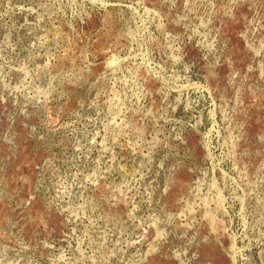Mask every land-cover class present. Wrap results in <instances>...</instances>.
Listing matches in <instances>:
<instances>
[{
    "label": "rangeland",
    "instance_id": "374dc122",
    "mask_svg": "<svg viewBox=\"0 0 264 264\" xmlns=\"http://www.w3.org/2000/svg\"><path fill=\"white\" fill-rule=\"evenodd\" d=\"M201 1L0 0V264H264V0Z\"/></svg>",
    "mask_w": 264,
    "mask_h": 264
},
{
    "label": "bare ground",
    "instance_id": "6f19581e",
    "mask_svg": "<svg viewBox=\"0 0 264 264\" xmlns=\"http://www.w3.org/2000/svg\"><path fill=\"white\" fill-rule=\"evenodd\" d=\"M200 1H201V0H200ZM222 1H223V0H222ZM237 1H238V0H237ZM142 2H144V1H142ZM166 2H167V1H166ZM169 2H170V1H169ZM169 2H168V3H169ZM173 2H174V1H173ZM201 2H202V1H201ZM164 3H165V2H164ZM168 3H167V4H168ZM167 4H166V5H167ZM200 4H201V3H200ZM204 4H205V2H204ZM207 4L209 5V3H207ZM190 5H191V3H190ZM194 5H195V4H194ZM191 6H192V5H191ZM211 7H212V6H211ZM183 8H184V7H183ZM192 8H193V7H192ZM184 9H185V8H184ZM145 10H146V9H145ZM229 10H230V9H229ZM147 11H148V10H147ZM151 11H152V10H151ZM187 12H188V11H187ZM209 12H210V11H209ZM209 12H208V13H209ZM227 12H228V11H227ZM142 13H143V12H142ZM146 13H147V12H146ZM156 13H157V12H156ZM187 14H188V13H187ZM175 15H176V14H175ZM208 15H209V14H208ZM210 15H211V14H210ZM177 16H178V15H177ZM179 16H180V15H179ZM188 16H189V15H188ZM257 16H258V15H257ZM123 17H124V16H123ZM172 17H173V16H172ZM190 17H191V16H190ZM192 17H193V16H192ZM203 17H205V16H203ZM214 17H215V16H214ZM146 18H147V17H146ZM157 18H158V17H157ZM200 18H201V17H200ZM124 19H125V17H124ZM187 19H188V18H187ZM209 19H210V18H209ZM209 19H208V20H209ZM213 19H214V18H213ZM125 20H126V19H125ZM127 20H128V19H127ZM196 20H197V19H196ZM203 20H204V19H203ZM206 20H207V19H206ZM154 21H155V20H154ZM177 21H178V20H177ZM183 21H184V20H183ZM183 21H182V22H183ZM208 22H209V21H208ZM160 24H161V23H160ZM164 24H165V23H164ZM198 24H199V23H198ZM124 25H125V24H124ZM183 25H184V24H183ZM186 25H188V24H186ZM193 25H194V24H193ZM201 25H202V24H201ZM201 25H200V26H201ZM122 26H123V25H122ZM158 26H159V25H158ZM189 26H190V25H189ZM200 26H199V27H200ZM183 27H184V26H183ZM186 27H187V26H186ZM197 27H198V26H197ZM194 28H195V27H194ZM187 29H188V28H187ZM187 29H186V30H187ZM156 30H157V29H156ZM194 30H195V29H194ZM207 30H208V29H207ZM215 30H216V29H215ZM196 31H197V30H196ZM186 32H187V31H186ZM244 32H245V31H244ZM190 33H191V32H190ZM203 33H204V32H203ZM254 33H255V32H254ZM205 34H206V33H205ZM205 34H204V35H205ZM181 35H182V34H181ZM190 35H191V34H190ZM190 35H189V36H190ZM196 35H197V34H196ZM206 35H208V33H207ZM206 35H205V36H206ZM214 35H215V34H214ZM214 35H213V36H214ZM242 35H243V34H242ZM148 36H149V35H148ZM169 36H170V35H169ZM209 36H210V35H209ZM151 37H153V36L151 35ZM171 37H172V36H171ZM190 37H191V36H190ZM190 37H189V38H190ZM244 37H245V36H244ZM189 38H188V39H189ZM208 38H209V37H208ZM214 38H215V37H214ZM193 39H194V38H193ZM204 39H205V38H204ZM209 39H210V38H209ZM202 40H203V39H202ZM213 40H214V39H213ZM215 40H216V39H215ZM260 40H261V39H260ZM164 41H165V40H164ZM199 41H200V40H199ZM208 41H209V40H208ZM221 41H222V40H221ZM246 41H247V40H246ZM147 42H148V41H147ZM251 42H252V41H251ZM262 42H263V41H262ZM152 43H153V42H152ZM195 44H196V43H195ZM249 44H250V43H249ZM165 46H166V45H165ZM197 46H198V45H197ZM166 47H167V46H166ZM204 47H205V45H204ZM204 47H203V48H204ZM214 47H215V46H214ZM262 48H263V47H262ZM149 49H150V48H149ZM201 49H202V48H201ZM214 49H215V48H214ZM259 50H260V49H259ZM177 51H178V50H177ZM256 52H257V51H256ZM210 53H211V52H210ZM114 54H115V53H114ZM153 54H154V52H153ZM211 54H212V53H211ZM259 54H261V53H259ZM257 55H258V54H257ZM157 56H158V55H157ZM206 56H207V55H206ZM212 56H213V54H212ZM111 57H112V56H111ZM117 58H118V57H117ZM154 58H155V57H154ZM154 58H153V59H154ZM111 59H112V58H111ZM111 59H109L108 61H110ZM157 59H158V58H157ZM112 60H113V59H112ZM156 61H157V60H156ZM164 61H165V60H164ZM171 61H172V60H171ZM214 61H215V60H214ZM141 62H142V61H141ZM147 63H148V62H147ZM153 63H154V62H153ZM164 63H165V62H164ZM168 63H169V62H168ZM260 63H261V62H260ZM262 63H263V62H262ZM105 64H106V63H105ZM109 64H110V63H109ZM157 64H158V63H157ZM263 64H264V63H263ZM154 65H155V64H154ZM106 66H108V65L106 64V65H105V68H106ZM110 66H111V65H110ZM136 66H137V65H136ZM136 66H135V67H136ZM143 67H144V66H143ZM161 67H162V66H161ZM213 67H214V65H213ZM250 67H251V66H250ZM250 67H249V68H250ZM257 67H258V66H257ZM262 68H263V67H262ZM138 69H139V68H138ZM213 69H214V68H213ZM105 70H106V69H105ZM167 70H168V69H167ZM262 71H264V70H262ZM262 71H260V72H262ZM133 72H134V71H133ZM162 72H163V71H162ZM104 73H105V72H104ZM134 73H135V72H134ZM235 73H236V72H235ZM111 74H112V73H111ZM116 74H117V73H116ZM210 74H211V73H210ZM210 74H209V75H210ZM236 74H237V73H236ZM262 74H263V73H262ZM103 75H104V74H103ZM206 76H208V75H206ZM213 76H214V75H213ZM231 76H232V75H231ZM236 76H237V75H236ZM234 77H235V76H234ZM205 78H206V77H205ZM136 79H137V78H136ZM144 79H145V78H144ZM165 80H167V79H165ZM208 80H209V79H208ZM208 80H207V81H208ZM137 82H138V81H137ZM140 83H141V82H140ZM193 83H194V82H193ZM234 84H235V83H234ZM143 85H144V84H143ZM195 85H196V84H195ZM209 85H210V84H209ZM241 86H242V85H241ZM160 88H161V87H160ZM260 88H261V87H260ZM2 91H3V90H2ZM7 91H8V90H7ZM143 92H144V90H143ZM154 93H155V92H154ZM140 94H141V93H140ZM145 94H146V93H145ZM9 95H10V94H9ZM14 95H15V93H14ZM131 95H132V94H131ZM146 95H147V94H146ZM148 95H149V94H148ZM236 95H237V94H236ZM7 96H8V95H7ZM162 96H163V95H162ZM167 96H168V95H167ZM5 97H6V96H5ZM2 98H3V97H2ZM2 98H1V99H2ZM236 98H237V97H236ZM110 99H112V98H110ZM163 99H164V97H163ZM218 100H219V99H218ZM236 100H237V99H236ZM13 101H14V100H13ZM15 101H16V100H15ZM162 102H163V101H162ZM236 102H237V101H236ZM31 103H32V102H31ZM109 103H110V102H109ZM34 104H35V103H34ZM107 104H108V103H106V105H107ZM128 104H129V103H128ZM145 104H146V103H145ZM179 104H180V103H179ZM218 104H219V103H218ZM237 104H238V103H237ZM124 105H125V104H123V106H124ZM161 105H162V104H161ZM143 106H144V105H143ZM219 106H220V104H219ZM222 106H223V105H222ZM228 106H229V105H228ZM124 107H125V106H124ZM130 107H131V105H130ZM149 107H150V106H149ZM161 107H162V106H161ZM163 107H164V106H163ZM217 107H218V106H217ZM225 107H227V105H226ZM234 107H235V106H234ZM121 108H122V107H121ZM127 108H128V106H127ZM136 108H137V107H136ZM166 108H167V107H166ZM170 108H171V107H170ZM223 108H224V107H223ZM230 108H231V107H230ZM128 109H129V108H128ZM130 109H131V108H130ZM228 109H229V108H228ZM122 110H123V109H122ZM125 110H126V109H125ZM134 110H135V109H134ZM158 111H159V110H158ZM224 111H225V110H224ZM160 112H161V111H160ZM222 112H223V111H222ZM126 113H128V112H126ZM136 113H137V112H136ZM136 113H135V115H136ZM158 113H159V112H158ZM162 113H163V112H162ZM230 113H231V112H230ZM152 114H153V113H152ZM172 114H173V113H172ZM13 115H14V114H13ZM132 115H133V114H132ZM130 116H131V115H130ZM156 116H157V115H156ZM224 116H225V115H224ZM14 117H15V115H14ZM14 117H13V118H14ZM120 117H121V116H120ZM131 117H132V116H131ZM229 117H230V116H229ZM13 118H11V119H13ZM145 119H146V118H145ZM173 119H174V118H173ZM126 120H127V119H126ZM130 120H131V119H130ZM130 120H129V121H130ZM151 120H152V119H151ZM229 120H230V119H229ZM197 121H198V120H197ZM175 122H176V121H175ZM195 122H196V121H195ZM113 123H114V122H113ZM230 123H231V120H230ZM107 124H108V123H107ZM147 124H148V123H147ZM151 124H152V123H151ZM113 125H114V124H113ZM120 125H121V124H120ZM120 125H119V126H120ZM155 125H156V124H155ZM160 125H161V124H160ZM235 125H236V124H235ZM131 126H132V125H131ZM134 126H135V125H134ZM134 126H133V127H134ZM147 126H149V125H147ZM157 126H158V125H157ZM190 126H191V125H190ZM238 126H239V125H238ZM137 127H138V126H137ZM142 127H143V126H142ZM160 127H161V126H160ZM165 127H166V125H165ZM134 128H135V127H134ZM148 128H149V127H148ZM229 128H230V127H229ZM242 128H243V127H242ZM128 129H129V128H128ZM143 129H144V128H143ZM177 129H178V128H177ZM181 129H182V128H181ZM240 129H241V127H240ZM129 130H131V129H129ZM136 130H137V129H136ZM125 131H126V130H124V132H125ZM155 131H156V130H155ZM181 131H182V130H181ZM232 131H233V130H232ZM234 131H235V129H234ZM119 132H120V128H119ZM139 132H140V131H139ZM142 132H143V131H142ZM179 133H181V132H179ZM231 133H232V132H231ZM120 134H121V133H120ZM120 134H119V135H120ZM127 134H128V133H126L125 135H127ZM129 134H130V133H129ZM158 134H159V133H158ZM174 134L176 135L177 133L174 132ZM122 135H123V133H122ZM141 135L144 136V133H141ZM177 135H178V134H177ZM239 135H240V134H238V136H239ZM146 136H147V135H146ZM172 136H173V135H172ZM111 137H112V136H111ZM133 137H134V136H133ZM136 137H137V136H136ZM3 138H4V137H3ZM129 138H130V137H129ZM167 138H168V136H167ZM167 138H165V139H167ZM176 138H177V137H176ZM111 139H112V138H111ZM115 139H116V138H115ZM137 139H138V138H137ZM168 139H169V138H168ZM236 139H237V138H236ZM238 139H239V138H238ZM241 139H242V138H241ZM141 140H142V139H141ZM177 140H179V138H177ZM226 140H227V139H226ZM4 141H5V140H4ZM102 141H103V140H102ZM174 141H175V140H174ZM183 141H184V139H183ZM235 142H236V141H235ZM239 142H240V141H239ZM103 143H104V142H103ZM160 143H161V142H160ZM225 143H226V142H224V144H225ZM91 144H92V143H91ZM141 144H142V143H141ZM153 144H154V143H153ZM226 144H228V143H226ZM110 145H111V144H110ZM115 145H116V143H115ZM115 145H114V146H115ZM236 145H237V144H236ZM238 145H239V144H238ZM96 146H97V145H96ZM104 146H105V145H104ZM124 146H125V145H124ZM134 146H135V145H134ZM139 146H140V145H139ZM168 146H169V145H168ZM221 147H222V146H221ZM228 147H229V145H228ZM230 147H231V145H230ZM105 148H106V146H105ZM105 148H104V149H105ZM111 148H112V147H111ZM157 148H159V147H157ZM187 148H188V147H187ZM223 148L225 149V147H223ZM134 149H135V148H134ZM134 149H133V151H134ZM140 149H141V148H140ZM229 150H230V149H229ZM235 150H236V149H235ZM235 150H234V151H235ZM103 151H104V150H103ZM153 151H154V150H153ZM153 151H152V153H153ZM234 151H232V152H234ZM119 152H120V151H119ZM149 152H150V151H149ZM149 152H148V153H149ZM230 152H231V151H230ZM121 153H122V152H121ZM148 153H147V154H148ZM235 154H236V153H235ZM160 155H161V151H160ZM123 156H124V155H123ZM228 156H229V155H228ZM228 156H227V157H228ZM231 157H233V156H231ZM239 157H240V156H239ZM148 158H149V157H148ZM235 158H236V157H235ZM235 158H234V159H235ZM143 159H144V158H143ZM194 159H195V156H194ZM229 159H230V158H229ZM239 159H240V158H239ZM231 160H232V159H231ZM152 161H153V160H152ZM180 161H181V160H180ZM144 162H145V161H144ZM144 162H143V163H144ZM145 163H146V162H145ZM150 163H151V162H150ZM189 163H190V162H189ZM195 163H196V162H195ZM237 163H238V162H237ZM237 163H236V164H237ZM263 163H264V162H263ZM184 164H185V163H184ZM147 165H148V164H147ZM178 165H179V164H178ZM196 165H197V163H196ZM196 165H195V166H196ZM263 165H264V164H263ZM143 166H144V165H143ZM151 166H152V165H151ZM199 166H200V165H199ZM181 167H182V166H181ZM238 167H239V166H238ZM169 168H170V167H169ZM149 169H150V168H149ZM187 169H188V168H187ZM199 169H200V168H199ZM128 170H129V169H128ZM173 170H174V169H173ZM41 171H42V170H41ZM188 171H189V170H188ZM144 172H145V171H144ZM199 172H200V171H199ZM154 173H155V172H154ZM257 173H258V172H257ZM104 174H105V173H104ZM215 174H216V173H215ZM258 174H259V173H258ZM38 175H39V174H38ZM105 175H106V174H105ZM207 175H208V174H207ZM85 176H86V175H85ZM171 177H172V176H171ZM100 178H101V176H100ZM151 178H152V177H151ZM216 178H217V177H216ZM39 179H40V178H39ZM170 179H171V178H170ZM255 179H256V178H255ZM193 180H194V179H193ZM222 180H223V179H222ZM36 181H37V180H36ZM65 181H66V180H65ZM196 181H199V180L196 178ZM40 182H41V181H40ZM168 182H170V180H169ZM168 182H167V183H168ZM200 182H201V181H200ZM37 183H38V182H37ZM38 184H39V183H38ZM194 184H195V183H194ZM45 185H46V184H45ZM107 185H108V184H107ZM151 185H152V184H151ZM167 185H169V184H167ZM213 185H214V184H213ZM96 187H97V186H96ZM110 187H111V186H110ZM151 187H152V186H151ZM155 187H156V186H155ZM166 187H167V186H166ZM137 188H138V187H137ZM142 188H144V187H142ZM142 188H141V189H142ZM145 188H146V187H145ZM89 189H91V188H89ZM151 189H152V188H151ZM153 189H155V188H153ZM165 189H166V188H165ZM165 189H164V191H165ZM199 189H200V188H199ZM35 190H36V189H35ZM48 191H49V190H48ZM151 191L153 192V190H151ZM187 191H188V190H187ZM225 191H226V190H225ZM138 192H139V191H138ZM152 192H151V194H152ZM188 192H189V191H188ZM227 192H228V191H227ZM41 193H43V192H41ZM44 193H45V192H44ZM46 193H47V192H46ZM189 193H190V192H189ZM83 194H84V193H83ZM201 194H202V193H201ZM246 194H247V193H246ZM145 195H146V193H145ZM183 195H184V194H183ZM219 195H220V194H219ZM82 196H84V195H82ZM166 196H168V195H166ZM222 196H223V195H220L219 198H221ZM139 197H140V196H139ZM187 197L189 198V196H187ZM190 197H193V196L191 195V193H190ZM198 197H199V196H198ZM200 197H201V196H200ZM215 197H216V195H215ZM240 197H241V196H240ZM247 197H248V195H247ZM247 197H246V198H247ZM143 198H144V197H143ZM188 198H187V200H188ZM196 198H197V197H196ZM48 199H49V198H48ZM51 199H52V198H51ZM87 199H88V198H87ZM139 199H140V198H139ZM205 199H206V198H205ZM236 199H237V198H236ZM179 200H180V199H179ZM194 200H195V199H194ZM212 200H213V199H212ZM216 200H218V198H216ZM247 200H249V199H247ZM88 201H89V200H88ZM91 201H92V200H91ZM142 201H143V199H142ZM181 201H182V199H181ZM200 201H201V200H200ZM205 201H207V200H205ZM234 201H235V200H234ZM85 202H87V201H85ZM96 202H97V201H96ZM138 202H139V201H138ZM193 202H194V201H193ZM197 202H198V201H197ZM97 203H98V202H97ZM163 203H164V202H162L161 204H163ZM194 203H195V202H194ZM205 203H206V202H205ZM226 203H228V201H227ZM188 204H190V203H188ZM192 204H193V203H192ZM206 204H207V203H206ZM53 205H54V204H53ZM55 205H56V204H55ZM77 205H78V204H77ZM77 205H76V207H78ZM79 205H80V204H79ZM90 205H91V204H90ZM93 205H94V204H93ZM193 205H194V204H193ZM193 205H192V206H193ZM217 205H218V204H217ZM85 206H86V205H85ZM85 206H84V208H85ZM88 206H89V205H88ZM163 206H164V205H163ZM79 207H80V206H79ZM86 207H87V206H86ZM97 207H98V206H97ZM102 207L104 208V206H102ZM157 207H158V206H157ZM199 207H200V206H199ZM53 208H54V207H53ZM71 208H72V206H71ZM82 208H83V207H82ZM90 208H91V207H89V209H90ZM98 208H99V207H98ZM98 208H97V210H98ZM162 208H163V207H162ZM182 208H183V207H182ZM202 208H203V207H202ZM205 208H206V207H205ZM210 208H211V207H210ZM213 208H214V207H213ZM215 208H217V207H215ZM220 208H221V207H220ZM72 209H73V208H72ZM85 209H86V208H85ZM223 209H224V208H223ZM149 210H150V209H149ZM157 210H158V208H157ZM191 210H192V209H191ZM65 211H66V210H65ZM79 211H80V210H79ZM160 211H161V210H160ZM165 211H166V210H165ZM181 211H182V210H181ZM185 211H186V210H185ZM63 212H64V211H63ZM66 212H67V211H66ZM69 212H70V211H69ZM84 212H85V210H84ZM87 212H88V211H87ZM104 212H105V211H104ZM110 212H111V211H110ZM189 212H191V211H189ZM209 212H210V211H209ZM223 212H224V211H223ZM78 213H80V212H78ZM156 213H157V212H156ZM159 213H160V212H159ZM162 213H163V212H162ZM195 213H196V212H195ZM221 213H222V212H221ZM240 213H241V212H240ZM74 214H75V213H74ZM74 214H73V215H74ZM92 214H93V212H92ZM115 214H116V213H115ZM141 214H142V213H141ZM180 214H181V213H180ZM185 214H186V213H185ZM203 214H204V213H203ZM80 215H81V214H80ZM84 215H86V213H85ZM94 215H95V214H94ZM113 215H114V214H113ZM113 215H112V216H113ZM136 215H137V214H136ZM149 215H150V214H149ZM149 215H148V216H149ZM175 215H176V213H175ZM182 215H183V214H182ZM186 215H187V214H186ZM190 215H192V214H190ZM194 215H195V214H194ZM204 215H205V214H204ZM104 216H105V215H104ZM115 216H116V215H115ZM217 216H218V215H217ZM221 216H222V215H221ZM70 217H71V216H70ZM89 217H90V216H89ZM94 217H95V216H94ZM98 217H99V216H98ZM178 217H179V216H178ZM218 217H219V216H218ZM227 217H228V216H227ZM75 218H76V216H75ZM106 218H107V217H106ZM108 218H109V217H108ZM108 218H107V219H108ZM139 218H140V217H139ZM150 218H151V217H150ZM161 218H162V217H161ZM180 218H181V217H180ZM182 218H183V217H182ZM193 218H194V217H193ZM202 218H203V217H202ZM215 218H217V217H215ZM215 218H214V219H215ZM241 218H242V217H241ZM156 219H157V218H156ZM108 220H109V219H108ZM111 220H112V219H111ZM146 220H147V219H146ZM194 220H195V219H194ZM220 220H222V219L220 218ZM85 221H86V220H85ZM91 221H92V220H91ZM104 221H105V220H104ZM106 221H107V220H106ZM116 221H117V220H116ZM140 221H141V220H140ZM142 221H143V220H142ZM160 221H161V220H160ZM75 222H76V221H75ZM79 222L81 223L80 220H79ZM95 222H96V221H95ZM112 222H113V221H112ZM155 222H156V220H155ZM158 222H159V218H158ZM163 222H164V221H163ZM168 222H169V221H168ZM170 222H171V221H170ZM186 222H188V220H187ZM186 222H185V223H186ZM228 222H230V221L228 220ZM104 223H105V222H104ZM107 223H108V221H107ZM113 223H114V222H113ZM115 223H116V222H115ZM174 223H175V222H174ZM94 224H95V223H94ZM94 224H93V225H94ZM142 224H143V223H142ZM155 224H156V223H155ZM164 224H165V223H164ZM180 224H181V223H180ZM191 224H192V222H191ZM225 224H226V222H225ZM89 225H90V224H89ZM95 225H96V224H95ZM168 225H169V224H168ZM188 225H189V224H188ZM188 225H187V227H188ZM209 225H210V224H209ZM114 226H115V225H114ZM134 226H135V225H134ZM138 226H139V225H138ZM138 226H137V227H138ZM146 226H147V225H146ZM154 226H155V225H154ZM192 226H193V225H191L190 228H192ZM91 227H93V226H90V228H91ZM101 227H102V226H101ZM115 227H116V226H115ZM141 227H142V226H141ZM152 227H153V226H152ZM169 227H170V225H169ZM209 227H210V226H209ZM211 227H212V226H211ZM96 228H97V227H96ZM102 228H103V227H102ZM147 228H148V227H147ZM164 228H165V227H164ZM185 228H186V227H185ZM71 229H72V228H71ZM105 229H106V228H105ZM174 229H175V228H174ZM212 229H213V228H212ZM228 229H229V228H228ZM228 229H227V231H228ZM92 230H93V229H92ZM109 230H110V227H109ZM122 230H123V229H122ZM141 230H142V229H141ZM143 230H144V229H143ZM161 230H162V229H161ZM170 230H171V228H170ZM103 231H105V230H103ZM118 231H120V230H118ZM155 231H156V230H155ZM159 231H160V230H159ZM209 231H211V230H209ZM212 231H213V230H212ZM212 231H211V232H212ZM73 232H74V231H73ZM120 232H121V231H120ZM126 232H127V231H126ZM129 232H130V231H129ZM143 232H144V231H143ZM161 232H162V231H161ZM179 232H180V231H179ZM229 232H230V231H229ZM75 233H76V229H75ZM84 233H85V232H84ZM103 233H104V232H103ZM145 233H146V232H145ZM155 233H156V232H155ZM164 233H166V232H164ZM167 233H168V232H167ZM167 233H166V234H167ZM11 234H12V233H11ZM112 234H113V233H112ZM112 234H111V235H112ZM126 234H127V233H126ZM182 234H184V233L182 232ZM221 234H222V233H221ZM69 235H70V234H69ZM84 235H85V234H84ZM86 235H87V233H86ZM94 235H95V234H94ZM104 235H105V234H104ZM104 235H103V237H104ZM116 235H117V234H116ZM157 235H159V234H157ZM173 235H174V234H173ZM186 235H187V234H186ZM213 235H214V234H213ZM71 236H72V235H71ZM106 236H107V235H106ZM114 236H115V235H114ZM114 236H113V237H114ZM204 236H205V235H204ZM214 236H216V235H214ZM113 237H112V238H113ZM138 237H139V235H138ZM158 237H159V236H158ZM169 237H171V236H169ZM194 237H195V236H194ZM230 237H232V236H230ZM94 238H95V237H94ZM120 238H121V237H120ZM154 238H155V237H154ZM156 238H157V236H156ZM159 238H161V237H159ZM164 238H166V237H164ZM202 238H203V237H202ZM68 239H69V236H68ZM100 239H101V238H100ZM157 239H158V238H157ZM167 239H168V238H167ZM173 239H174V238H173ZM82 240H83V239H82ZM104 240H105V239H104ZM113 240H114V239H113ZM169 240H170V239H169ZM175 240H176V239H175ZM188 240H189V239H188ZM89 241H90V240H89ZM105 241H106V240H105ZM105 241H104V242H105ZM140 241H141V240H140ZM172 241H173V240H172ZM198 241H199V240H198ZM97 242H98V241H97ZM136 242H137V241H136ZM152 242H153V241H152ZM152 242H149V243H152ZM194 242H195V241H194ZM204 242H205V241H204ZM78 243H79V242H78ZM90 243H91V242H90ZM192 243H193V242H192ZM198 243H199V242H198ZM95 244L98 245V243H95ZM101 244H102V243H101ZM105 244H107V243H105ZM171 244H172V243H171ZM187 244H188V243H187ZM187 244H186V245H187ZM219 244H220V243H219ZM238 244H239V243H238ZM0 245H1V244H0ZM88 245H90V244H88ZM99 245H100V244H99ZM111 245H112V244H111ZM153 245H155V244H152V246H153ZM217 245H218V244H217ZM232 245H233V244H232ZM220 246H221V245H220ZM230 246H231V245H230ZM74 247H75V246H74ZM167 247H168V246H167ZM176 247H177V246H176ZM195 247H196V246H195ZM79 248H80V247H78V248H76V249L78 250ZM120 248H121V247H120ZM155 248H156V247H155ZM157 248H158V247H157ZM14 249H15V248H14ZM63 249H64V248H63ZM127 249H128V248H127ZM158 249H159V248H158ZM229 249H230V248H229ZM232 249H233V248H232ZM66 250H67V249H66ZM79 250H80V249H79ZM185 250H186V248H185ZM221 250H222V249H221ZM224 250H225V249H224ZM81 251H82V249H81ZM104 251H105V250H104ZM130 251H131V250H130ZM153 251H154V250H152L151 252H153ZM227 251H228V250H227ZM262 251H263V250H262ZM109 252H110V250H109ZM122 252H123V251H122ZM128 252H129V251H128ZM154 252H155V251H154ZM169 252H170V251H169ZM225 252H226V251H225ZM82 253H83V251H82ZM82 253H81V254H82ZM118 253H119V252H118ZM126 253H127V251H126ZM130 253H131V252H130ZM100 254H101V253H100ZM148 254H149V252H148ZM227 254H228V253H227ZM110 255H111V254H110ZM232 255H233V254H232ZM107 256H108V255H107ZM115 256H116V255H115ZM147 256H148V255H147ZM168 256H170V255H168ZM178 256H179V255H178ZM229 256H230V255H229ZM51 257H52V256H51ZM90 257H91V256H90ZM145 257H146V255H145ZM185 257H186V256H185ZM103 258H104V257H103ZM116 258H117V257H116ZM122 258H123V257H122ZM171 258H172V257H171ZM188 258H189V256H188ZM191 258H192V257H191ZM261 258H262V256H261ZM50 259H51V258H50ZM58 259H59V258H58ZM82 259H83V258H82ZM92 259H93V258H92ZM94 259H95V258H94ZM94 259H93V260H94ZM104 259H105V258H104ZM120 259H121V258H120ZM55 260H56V259H55ZM63 260H64V258H63ZM95 260H96V259H95ZM124 260H125V259H124ZM146 260H147V259H146ZM91 261H92V260H91ZM98 261H100V260H98ZM109 261H110V260H109ZM113 261H114V260H113ZM182 261H183V260H182ZM232 261H233V259H232ZM86 262H87V261H86ZM92 262H93V261H92ZM105 262H106V261H105ZM115 262H116V261H115ZM126 262H127V261H126ZM262 262H263V260H262ZM10 263H11V262H10ZM116 263H117V262H116ZM207 263H208V262H207ZM8 264H9V263H8ZM83 264H85V263H83ZM93 264H94V263H93ZM106 264H107V263H106ZM141 264H142V263H141ZM146 264H147V263H146ZM210 264H211V263H210Z\"/></svg>",
    "mask_w": 264,
    "mask_h": 264
},
{
    "label": "built area",
    "instance_id": "2783aa9c",
    "mask_svg": "<svg viewBox=\"0 0 264 264\" xmlns=\"http://www.w3.org/2000/svg\"><path fill=\"white\" fill-rule=\"evenodd\" d=\"M197 182V181H196ZM198 190V185H196V183H195V186L193 187V189L191 190V192H193V191H197Z\"/></svg>",
    "mask_w": 264,
    "mask_h": 264
}]
</instances>
